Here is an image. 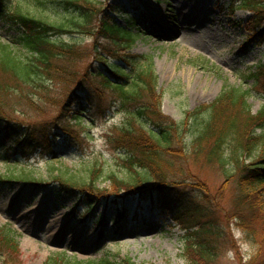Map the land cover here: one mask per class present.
<instances>
[{
  "label": "rangeland",
  "instance_id": "rangeland-1",
  "mask_svg": "<svg viewBox=\"0 0 264 264\" xmlns=\"http://www.w3.org/2000/svg\"><path fill=\"white\" fill-rule=\"evenodd\" d=\"M5 1L15 13L59 25H69L77 16L66 11L59 0H48L55 2L48 4L53 9L33 0ZM92 1L103 4L105 10L109 7L120 24L134 28L137 34L130 50H118L104 41L101 45L120 55L143 57L152 64L158 78L157 92L162 96V113L187 129L177 146L180 154L182 150L184 153L176 169L184 175L176 172L170 182L177 183L172 189L180 193L178 202L182 204H202L206 199L212 202L220 222L216 230L222 236L214 264H247L258 247L254 246L253 233L238 227L240 220L231 217L239 196L236 179L228 180L217 166L203 158L198 160L196 135L208 114L198 118L190 114L211 105L230 89L250 92L248 105L253 115L264 108V83L257 85L251 78L264 64V40L251 33L254 25L248 23L252 13L232 11L233 0H201V5L196 0L194 4L192 0ZM187 14L191 18L185 22L181 15ZM176 32L177 38L170 36ZM22 36L19 27L0 28V44L26 61L31 55L22 45ZM52 40L94 51L95 41L83 35ZM58 58L59 66L69 68L73 82L70 91L54 83L49 92L23 88L21 96L8 100L0 96L7 103L3 114L23 128H32L37 137L50 135L49 146L56 153L50 157L49 151L32 152L28 148L27 156L21 155L0 125V175L22 178L0 182V227L8 225L15 232L22 264H45L56 256L96 263L107 258L111 262L131 259L135 264H190L185 257L186 233L176 227L169 214L155 212L148 202L134 203L124 192L120 199L111 193L110 177L127 178L130 174L126 153L109 141L128 118L115 103L116 95L97 93L101 88L95 76L99 71L95 57L72 58L71 62ZM26 94L31 99L24 98ZM79 99L86 102L85 109L76 103ZM257 134L264 135V130L258 129ZM258 156L259 152L253 158ZM53 168L60 176L78 182L88 180L92 170L101 169L98 186L108 191L109 198L88 200L63 194L60 183L54 181L57 175H52ZM25 178L41 185L36 187ZM123 211L128 212L125 219ZM254 230L259 235L262 226L256 225Z\"/></svg>",
  "mask_w": 264,
  "mask_h": 264
},
{
  "label": "trees",
  "instance_id": "trees-1",
  "mask_svg": "<svg viewBox=\"0 0 264 264\" xmlns=\"http://www.w3.org/2000/svg\"><path fill=\"white\" fill-rule=\"evenodd\" d=\"M33 1L40 6L47 5L49 9L53 8L48 4H55L48 0ZM59 1L66 11L76 12L77 16L69 25L50 23L20 11L15 13L6 7L5 0H0V21L23 31L22 45L31 55L24 61L8 46L0 44V96L4 100L21 96L23 88L49 92L47 83L63 84L70 91L73 82L67 72L69 68L59 66L57 57L71 62L72 58L77 61L82 56H94L99 64L95 76L100 79L101 88L97 93L109 91L116 95L115 103L128 118L109 137L115 149L126 153V166L130 171L127 178L110 177L112 195L121 197L124 192L128 196L137 195L142 200L151 201L155 207L169 214L176 226L186 233L185 257L190 259V264H214L222 236L216 230L220 222L212 202L206 199L202 204H182L178 202L180 193L172 189L177 183L170 182L179 172L176 162L183 159L184 150L180 154L177 146L187 129L162 113V96L157 92L158 78L152 64L140 56L120 55L119 51H111L109 49L113 48L100 43H112L121 51L130 50L137 34L113 18L110 8L105 10L103 4L92 0ZM231 7L232 11L237 8L252 13L248 22L254 25L251 33L264 40V0H233ZM77 35L94 40V51L89 53L78 44L52 40ZM113 61H120L122 66ZM251 78L257 85L264 83V64L257 67ZM249 94L241 89H230L211 105L200 107L190 115L198 118L208 114L202 130L196 135L195 155L198 160L203 158L207 164L217 166L228 180L236 179L239 196L234 202L231 217L240 220L238 227L253 233L256 238L253 242L258 247L257 252L247 264H264V135L257 134L258 129L264 130V108L253 115L248 105ZM26 95L24 98L31 99L30 94ZM3 106L7 107V103L0 100V125L4 126L8 140L19 148L21 155L27 156L28 148L32 152L49 151L47 156L50 157L56 155L49 146L50 135L37 137L32 128H23L16 120L5 116ZM257 152L259 156L254 159ZM101 172V169H94L88 180L78 182L64 178L59 170L52 169V175H57L54 181L60 183L63 194L88 200L91 197L97 200L109 198L108 191L98 186ZM179 173L184 175L181 171ZM11 179L22 180L0 175V182ZM24 181L40 186L33 178H25ZM256 225L262 226L259 235L254 230ZM20 255L15 232L8 225L0 227L1 264H22ZM45 264L135 263L131 259L111 262L105 258L96 263L56 256Z\"/></svg>",
  "mask_w": 264,
  "mask_h": 264
},
{
  "label": "bare ground",
  "instance_id": "bare-ground-1",
  "mask_svg": "<svg viewBox=\"0 0 264 264\" xmlns=\"http://www.w3.org/2000/svg\"><path fill=\"white\" fill-rule=\"evenodd\" d=\"M192 2H193V0H192ZM196 2H197V4H200V5L203 3V1H201V0H196ZM193 4H194V2H193ZM196 6H197V5H196ZM170 7H172V6H170ZM172 8H173V7H172ZM181 16H182L183 21H185V22L188 21V20H190V18H191L190 15H188V14L185 15V16H184V15H181ZM34 17H36V16H34ZM37 18H38V17H37ZM172 32H174V31H172ZM168 34H169V33H168ZM178 34H179V33H177V32H176V33H171L170 36L175 35L176 38H177V37L179 36ZM46 85L48 86V88L52 86L51 83H47ZM40 90H41V89H40ZM42 91H45V90H42ZM49 91H50V89H49ZM46 92H47V91H46ZM57 230H59V229H57Z\"/></svg>",
  "mask_w": 264,
  "mask_h": 264
}]
</instances>
